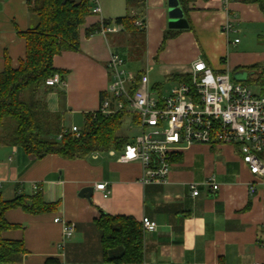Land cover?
<instances>
[{
  "label": "crops",
  "instance_id": "obj_1",
  "mask_svg": "<svg viewBox=\"0 0 264 264\" xmlns=\"http://www.w3.org/2000/svg\"><path fill=\"white\" fill-rule=\"evenodd\" d=\"M99 1L102 13H91L81 26L79 50L54 57V67L66 71L63 82L38 93L49 111L61 114L63 127L81 128L86 115L99 109L101 95L111 81L109 60L112 54L125 60V42L131 40L124 26L115 22L127 14L126 0ZM169 2L146 0L144 7L131 9L137 16L135 24L144 22L146 64L137 71L125 64L128 71H148L150 84L163 86V78L190 75L193 64L203 59L216 71L240 81L237 74L241 82L264 96V86L257 80L261 71L247 69L264 67V12L259 3L195 0L188 13L182 9L188 27L175 29L169 26ZM106 20L111 21L112 31L86 34L87 28ZM34 23L27 0H0V72L7 59L18 67L25 58L26 40L19 31ZM228 23L227 33L224 26ZM79 117L82 125L76 122ZM120 152L66 159L57 154L38 157L14 145H0L3 198L30 197L40 189L43 200L55 205L40 214L21 207L6 211V219L18 226L2 235L23 240L27 254L21 261L2 264H114L106 258L119 255L122 247L110 248L105 254L95 224L103 212L132 216L140 222L149 217L157 223L156 230L144 229L140 264H264V183L249 171L237 146L193 144L185 148L175 156L169 182L164 185H143L141 164L121 162ZM209 176L220 185L217 191L203 184ZM102 182L110 190L108 198L95 189ZM191 182L199 183V195H193ZM90 186L95 189L91 202L80 195ZM56 218L74 225L63 247L59 243L64 239V225Z\"/></svg>",
  "mask_w": 264,
  "mask_h": 264
},
{
  "label": "trees",
  "instance_id": "obj_2",
  "mask_svg": "<svg viewBox=\"0 0 264 264\" xmlns=\"http://www.w3.org/2000/svg\"><path fill=\"white\" fill-rule=\"evenodd\" d=\"M185 13L190 10V3L195 0H178ZM259 3L264 12V0H253ZM146 0H126L128 12L118 17L115 22L122 24L124 30L135 39L133 44L138 48L140 34L144 27L135 24L136 15L131 9L142 8ZM28 11L35 23L26 31H19L26 40V56L18 67H13L7 59L6 68L0 72V145H11L21 148L28 154L43 157L57 154L66 159L85 158L93 152L110 150L121 151L130 141L128 135L120 133L127 113L105 115L98 110L85 117L79 136L67 132L59 139L62 131L60 113L48 110L46 102L38 97L42 90L52 86L46 80L55 73L62 77L66 71L54 67V57L63 51L79 50L80 30L91 14L90 0H27ZM104 26L111 21H104ZM102 26L95 24L87 28L86 34L100 32ZM165 34L162 47L169 37ZM139 34V36H137ZM250 70L261 71L258 82L264 86V67L253 65ZM141 73L136 74L133 89L139 85ZM171 80L190 82V75H173ZM161 89L162 85L153 86ZM103 92V97L107 96ZM175 159V158H174ZM21 207L32 214L51 211L55 205L43 200L42 191L28 197L18 195L11 200L3 198L0 191V264L21 261L27 254L23 240L6 239L3 232L18 225L6 219V211ZM101 233V242L105 254L110 248L122 247L119 255L108 257L114 264H140L144 259V228L142 222L127 215H111L103 212L95 221Z\"/></svg>",
  "mask_w": 264,
  "mask_h": 264
},
{
  "label": "built area",
  "instance_id": "obj_3",
  "mask_svg": "<svg viewBox=\"0 0 264 264\" xmlns=\"http://www.w3.org/2000/svg\"><path fill=\"white\" fill-rule=\"evenodd\" d=\"M90 2L91 13L101 14L100 1ZM103 23L102 32L114 29ZM136 25L144 27V22L138 20ZM230 29V23L224 26L225 32ZM108 72L111 77L108 95L102 98L98 111L105 115L127 113L130 127L139 128L140 133L130 138L121 150L119 160L141 164L143 185L167 184L175 156L193 144L237 146L249 171L264 183V96L256 94L244 82L235 81L230 74L216 71L203 59L193 64L190 82L175 81L168 91L163 86L154 88L148 71L141 73L139 85L133 89L136 74L125 68V60L118 54H112ZM62 82V75L55 73L46 80V85ZM70 131L78 137L80 128L63 127L58 138ZM198 184L190 183L194 196L200 194ZM203 184L213 191L220 188L214 176H209ZM95 189L104 198L110 195L105 182L96 184ZM251 191H255L254 186ZM55 221L62 222L59 218ZM62 223L64 239L59 247L74 233L72 223ZM142 224L145 230L157 229V223L149 217H143Z\"/></svg>",
  "mask_w": 264,
  "mask_h": 264
},
{
  "label": "rangeland",
  "instance_id": "obj_4",
  "mask_svg": "<svg viewBox=\"0 0 264 264\" xmlns=\"http://www.w3.org/2000/svg\"><path fill=\"white\" fill-rule=\"evenodd\" d=\"M135 42V39L131 38L130 41L125 42L126 44V50H124V58H125V64L127 67L132 69L133 71H137L141 68L145 67V52L143 51L144 47V32L141 33V38L138 40V48L136 49V45L133 44ZM123 48V49H124ZM163 90L168 91L174 84L175 81L170 80L167 78H163ZM255 90L256 88H253ZM76 122L80 125H82L83 121L82 118H76ZM120 133L124 135H128L130 138L136 137L140 130L137 127H130V118L126 117L124 118V124L122 129L120 130Z\"/></svg>",
  "mask_w": 264,
  "mask_h": 264
},
{
  "label": "water",
  "instance_id": "obj_5",
  "mask_svg": "<svg viewBox=\"0 0 264 264\" xmlns=\"http://www.w3.org/2000/svg\"><path fill=\"white\" fill-rule=\"evenodd\" d=\"M178 0H170L169 2V26L170 28L175 29H184L188 27V22L186 18L184 17V12L182 8L179 6ZM235 78L242 81L243 79L239 77L237 74L235 75ZM94 187L90 186L87 188H84L80 195L83 197H86L90 202L92 201V197L94 195Z\"/></svg>",
  "mask_w": 264,
  "mask_h": 264
}]
</instances>
